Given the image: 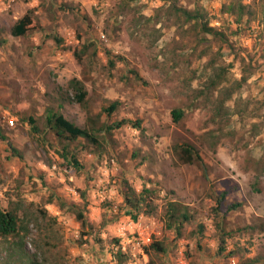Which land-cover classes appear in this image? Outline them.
Here are the masks:
<instances>
[{
	"label": "rangeland",
	"instance_id": "obj_1",
	"mask_svg": "<svg viewBox=\"0 0 264 264\" xmlns=\"http://www.w3.org/2000/svg\"><path fill=\"white\" fill-rule=\"evenodd\" d=\"M52 109L99 143L59 138ZM0 127L22 155L0 138V206L46 208L69 264H113V251L114 264H264V0H0ZM186 145L201 162L183 159ZM128 193L147 201L134 208ZM171 202L191 217L180 234Z\"/></svg>",
	"mask_w": 264,
	"mask_h": 264
},
{
	"label": "trees",
	"instance_id": "obj_2",
	"mask_svg": "<svg viewBox=\"0 0 264 264\" xmlns=\"http://www.w3.org/2000/svg\"><path fill=\"white\" fill-rule=\"evenodd\" d=\"M239 8V20H241L242 12H245L246 6L241 4ZM177 11L181 18H185L186 22H195V24L201 26L203 31L215 35L223 34L219 32L216 27L211 26L208 21H202L205 16L200 8L194 10L180 8ZM227 12H234V8L229 7ZM33 22L34 18L32 14H26L12 27V34L14 36L25 35ZM60 41L62 40L60 39ZM110 61L113 65L115 64L112 58ZM244 80H246V78ZM72 83L77 90V100L80 102L85 101L88 94L85 84L78 78L73 79ZM118 105V101H115L106 110L111 112L115 110ZM173 115L176 121H180L184 116V111L175 109L173 110ZM47 120L49 127L55 131L57 136L61 139L75 141L79 138H85L95 144L99 143V138L95 132L78 125L68 119L60 111H55L53 109L49 110ZM30 122H32L35 129L38 130L36 125L37 121L34 117L30 118ZM127 122L129 121L124 119L113 123L108 125L106 130L111 131L117 127H121ZM138 126H140V124ZM99 131H101V129H99ZM0 138L4 141H8L15 155L22 156L1 127ZM194 150L193 146L186 145L184 147L186 155L183 159L187 162H192L194 158H197L198 161L201 162V155L197 152L195 153ZM73 160L77 166L80 165L76 157H73ZM145 190L147 191V189ZM225 197V194L221 195V198L218 200V208H221ZM146 198L147 197H145L143 193L139 195V198L137 195H134V193L126 194L128 204H131L137 209L141 208L139 206L141 203L147 201ZM239 206H241V203H235L231 205L230 208L233 209ZM167 210L169 218L168 226L170 228H175L180 234L184 222L191 218L188 207L177 204L176 202H171ZM76 216L80 221L86 223V217L83 211H76ZM57 225L58 219L56 217H53L46 208H41L34 203L26 204L20 200L15 205L12 204L10 208L0 206V264H69L68 246L65 244V240L62 236L56 237V235L59 236L60 234ZM150 248L156 252L166 251L164 243L160 241H154L150 245L149 249Z\"/></svg>",
	"mask_w": 264,
	"mask_h": 264
},
{
	"label": "built area",
	"instance_id": "obj_3",
	"mask_svg": "<svg viewBox=\"0 0 264 264\" xmlns=\"http://www.w3.org/2000/svg\"><path fill=\"white\" fill-rule=\"evenodd\" d=\"M104 36H105V35H104ZM11 124H12V125H15V121H14V120H11ZM141 233H142V232H138V234H140V235H141ZM144 240H145V241H151V236H150V235H147L146 237H144ZM123 245H124V244H123ZM123 245H120L119 248L122 249V250H126L127 247H126L125 245H124V246H123ZM116 255H117V252H116V251H113L112 254H111L112 258H113L115 261H116V258H115ZM113 259H112V263L114 264Z\"/></svg>",
	"mask_w": 264,
	"mask_h": 264
}]
</instances>
